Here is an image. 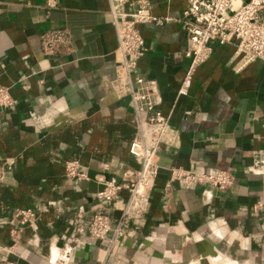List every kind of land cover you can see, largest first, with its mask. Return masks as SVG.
Returning <instances> with one entry per match:
<instances>
[{"label": "crops", "instance_id": "obj_1", "mask_svg": "<svg viewBox=\"0 0 264 264\" xmlns=\"http://www.w3.org/2000/svg\"><path fill=\"white\" fill-rule=\"evenodd\" d=\"M47 1L0 0V83L15 100L0 107V255L59 264L57 249L70 247L71 264H264V59H243L234 40L215 42L188 93L176 95L190 62L186 0H148L152 14L169 19L138 23L146 50L137 71L159 91L179 142L160 144L141 213L122 217L127 188L111 201L94 195L101 175L122 180L140 166L128 151L136 131L129 97L114 82L109 0ZM59 27L64 40L46 50L42 33ZM66 160L95 179L68 175ZM172 167L229 169L234 179L207 191L168 185ZM15 207L35 211L16 237L7 222ZM99 209L111 229L91 239L87 223Z\"/></svg>", "mask_w": 264, "mask_h": 264}, {"label": "built area", "instance_id": "obj_2", "mask_svg": "<svg viewBox=\"0 0 264 264\" xmlns=\"http://www.w3.org/2000/svg\"><path fill=\"white\" fill-rule=\"evenodd\" d=\"M109 3L112 23L118 37L114 82L119 95L129 97L136 131L129 142L128 151L140 166L134 171L133 177L122 180L114 175H101L97 179L98 186L94 195L101 200L111 201L121 188H127L129 195L123 208L124 217L129 213H141L158 172V148L161 143L177 145L179 133L170 123L168 115L159 108L161 97L153 81L150 83L137 71L138 59L146 50L138 23L147 20L162 23L169 17L152 14L148 0H109ZM54 4L48 0L46 6L54 7ZM128 4L133 7L127 9ZM180 20L187 38L184 55L190 62L176 89V95L188 93L193 70L209 57L215 42L226 43L234 40L236 51L243 59H264V0H186ZM64 33L65 29L61 27L42 33L44 48L52 50L64 40ZM14 103L7 87L0 83V107H11ZM64 166L68 175L90 179L87 168L77 161L66 160ZM174 179H178L186 187L204 184L207 191L210 188L226 189L233 182L234 175L229 169L202 172L172 167L167 184ZM34 218L33 208L15 207L7 220L12 224L10 235L16 237L21 228L31 223ZM110 229L108 214L99 209L89 218L86 233L91 239H102ZM122 233L119 226H116L114 238ZM70 251V247L57 249L56 261L59 264H71ZM0 264H19V261L0 255Z\"/></svg>", "mask_w": 264, "mask_h": 264}, {"label": "water", "instance_id": "obj_3", "mask_svg": "<svg viewBox=\"0 0 264 264\" xmlns=\"http://www.w3.org/2000/svg\"><path fill=\"white\" fill-rule=\"evenodd\" d=\"M88 176L90 177V180H94L93 173H88ZM107 177V175H105ZM211 254H214L215 252H210Z\"/></svg>", "mask_w": 264, "mask_h": 264}, {"label": "rangeland", "instance_id": "obj_4", "mask_svg": "<svg viewBox=\"0 0 264 264\" xmlns=\"http://www.w3.org/2000/svg\"><path fill=\"white\" fill-rule=\"evenodd\" d=\"M208 264V263H207Z\"/></svg>", "mask_w": 264, "mask_h": 264}]
</instances>
